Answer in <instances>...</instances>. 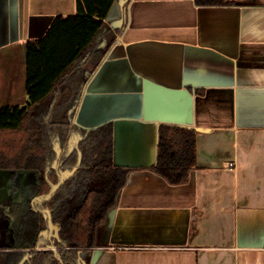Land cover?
<instances>
[{
	"label": "crops",
	"instance_id": "crops-1",
	"mask_svg": "<svg viewBox=\"0 0 264 264\" xmlns=\"http://www.w3.org/2000/svg\"><path fill=\"white\" fill-rule=\"evenodd\" d=\"M75 12L76 0H0V57ZM104 21L112 43L73 122L112 121L113 162L129 172L89 264H264V0H114ZM161 125L195 131L185 182L155 170Z\"/></svg>",
	"mask_w": 264,
	"mask_h": 264
},
{
	"label": "trees",
	"instance_id": "trees-1",
	"mask_svg": "<svg viewBox=\"0 0 264 264\" xmlns=\"http://www.w3.org/2000/svg\"><path fill=\"white\" fill-rule=\"evenodd\" d=\"M113 2L76 0L75 13L55 16L43 36L25 44L27 102L0 106V170L35 172V196L49 190V181L57 182L59 170H77L42 204L60 226L58 255L34 244L37 231L47 223L41 212L30 218L29 210L14 207L12 217L23 213L34 219V226L31 232L24 231L25 241L14 245L0 232V264H89L98 227L126 181L129 170L115 165L112 158L113 122L95 128L73 122L84 86L112 43L104 19ZM103 38L107 43L102 48ZM56 144L61 156L58 168H53ZM194 163L195 131L161 125L156 172L170 183H182Z\"/></svg>",
	"mask_w": 264,
	"mask_h": 264
},
{
	"label": "rangeland",
	"instance_id": "rangeland-1",
	"mask_svg": "<svg viewBox=\"0 0 264 264\" xmlns=\"http://www.w3.org/2000/svg\"><path fill=\"white\" fill-rule=\"evenodd\" d=\"M11 61V62H10ZM8 62V59L0 57V69L9 68L12 71L11 77L14 80L9 96L7 99L0 101L1 104L17 103L25 104V51L17 52L14 58ZM15 93L16 100L12 94ZM3 97L8 95V92H1ZM13 99V100H12ZM37 179V174L31 170L21 171H5L0 170V232L6 239L12 238V241L22 242L21 229L28 221L27 217L20 216L12 217L10 215L11 207H16L17 210L23 211L26 207L21 202V196L28 184L34 183ZM15 218V219H13ZM10 236V237H9Z\"/></svg>",
	"mask_w": 264,
	"mask_h": 264
},
{
	"label": "water",
	"instance_id": "water-1",
	"mask_svg": "<svg viewBox=\"0 0 264 264\" xmlns=\"http://www.w3.org/2000/svg\"><path fill=\"white\" fill-rule=\"evenodd\" d=\"M118 3L120 5H124L126 0H117ZM55 151H56V158L53 162V168H58V160L60 159L61 156V149L59 148V144L55 145ZM77 170V167H73L71 170H59L58 171V180L57 182L53 183V182H48L49 183V190L44 193V194H40L38 196H35L33 198V204L35 202H37L38 204H42L46 201H48L49 199H51V197L56 193V191L60 188V186L68 179L70 178ZM42 212L44 214V218L47 221V228L45 230H43L42 232H47L50 234V236H54V240H52L47 246V248L51 249L54 251V253L56 255H58V251H57V247L54 245L55 241H60V237H59V224L58 223H54L52 221V216H51V211L47 208L42 209ZM114 212L115 209H111L108 212V218L109 220H112L113 216H114ZM38 237H40V234L38 235ZM38 247L41 246L40 243L37 244ZM26 257V256H25ZM79 260H81L79 258ZM81 264H85L83 261H80Z\"/></svg>",
	"mask_w": 264,
	"mask_h": 264
},
{
	"label": "flooded vegetation",
	"instance_id": "flooded-vegetation-1",
	"mask_svg": "<svg viewBox=\"0 0 264 264\" xmlns=\"http://www.w3.org/2000/svg\"><path fill=\"white\" fill-rule=\"evenodd\" d=\"M32 184L33 183H31V184H28L27 186H26V189L24 190V192L22 193V196H21V204L22 203H24V205L26 206L25 208H24V210H25V212L26 211H28L29 212V217L31 218V217H36V213H38V212H41V214H42V217H43V219L44 220H46L45 218H44V214H43V212H42V209H45V208H42V209H39V210H36V208H35V204H37V205H39L40 207L42 206V204H38L37 202H35L34 204H33V198L35 197V195H33L32 194ZM38 196V195H37ZM15 207V206H14ZM14 207H11V209L12 208H14ZM23 210V211H24ZM11 215V214H10ZM21 215L23 216V213H21ZM19 217L20 216V213L19 214H16V217ZM52 216V215H51ZM32 218V220L30 221V220H28V221H26V223H25V225L22 227V229H21V238H22V242L23 241H25L26 239H27V237H26V239H25V234H24V231L27 229L28 230V232H31V230H32V227L34 226V219ZM13 219H15V218H13ZM53 221V220H52ZM47 222V221H46ZM54 222V221H53ZM54 223H56V222H54ZM59 224V223H58ZM44 228H46V225H45V227H43V229ZM42 230V229H41ZM41 230H39V231H37V233H36V237H35V241H36V239L38 238V235L40 234V232H41ZM59 233H60V226H59ZM52 240H54V236H52L51 237V239H50V242L52 241ZM19 241H13V245L15 244V243H18ZM56 242H58V241H55V243H54V245L56 246ZM34 244H36V242L34 243ZM49 243H45V246H47Z\"/></svg>",
	"mask_w": 264,
	"mask_h": 264
},
{
	"label": "built area",
	"instance_id": "built-area-1",
	"mask_svg": "<svg viewBox=\"0 0 264 264\" xmlns=\"http://www.w3.org/2000/svg\"><path fill=\"white\" fill-rule=\"evenodd\" d=\"M229 165L232 166V163H230Z\"/></svg>",
	"mask_w": 264,
	"mask_h": 264
}]
</instances>
